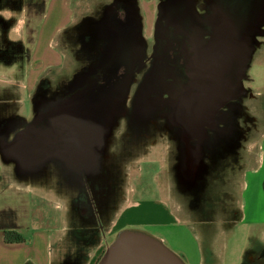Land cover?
<instances>
[{
	"label": "rangeland",
	"instance_id": "obj_1",
	"mask_svg": "<svg viewBox=\"0 0 264 264\" xmlns=\"http://www.w3.org/2000/svg\"><path fill=\"white\" fill-rule=\"evenodd\" d=\"M198 1L207 5V0ZM135 2L139 18L131 7ZM143 2L79 0L73 21L55 39L64 55L62 66L33 67L35 57L25 54L24 46L37 32L46 0H0L5 38V48H0V159L9 162L1 168L0 186L8 185L14 193L15 221L27 234L36 226L55 230L53 245L58 243L60 254L56 250L54 260L60 264H93L85 260L94 250L97 264L119 232L120 210L134 197L141 207L129 208L122 229L160 237L188 264H264L257 251L247 248L264 240V24L255 33L239 94L214 112L204 134L188 139L183 126L168 119L177 110L178 94L187 89L188 72L154 55L155 26L148 22ZM120 12L127 19L122 21ZM138 26L148 56L143 57L142 49L138 56H114L122 38L132 42ZM124 58L129 59L127 67ZM30 68L37 75L31 87ZM118 85L120 95L110 99ZM80 95L94 101L92 111L98 113L99 147L91 160L100 162L79 165H94L107 187L99 177L83 173L89 166L77 178L70 172L77 169L65 170L59 159L44 164L56 175L44 173L41 182L23 180L19 172L27 164L5 147L39 114L56 113L66 100ZM93 213L99 216L93 219ZM60 215L63 221L55 222ZM73 225L83 229L64 231ZM196 233L202 239L213 237L218 253L204 248L207 259L204 254L200 260Z\"/></svg>",
	"mask_w": 264,
	"mask_h": 264
},
{
	"label": "water",
	"instance_id": "obj_2",
	"mask_svg": "<svg viewBox=\"0 0 264 264\" xmlns=\"http://www.w3.org/2000/svg\"><path fill=\"white\" fill-rule=\"evenodd\" d=\"M206 3L208 12L200 18L193 10L194 0H167L160 5L161 15L156 23L159 44L155 48L154 55L158 58L170 56L175 43L182 47L183 53L187 54L189 47L183 38L184 33L196 37L209 35L198 60L203 69L196 76L197 80L188 83L187 89L184 87L186 91L178 94L177 110L173 113V116L184 126L186 134L189 133L186 123L190 124L189 127L192 128L190 130L197 129V133L204 134V126L213 120L214 112L239 94L254 49L255 33L264 24V0H207ZM246 55L249 58L244 63ZM119 57L121 59L122 55ZM115 63H119V60ZM115 63L112 67H117ZM218 75L219 80L222 81L217 86L215 83ZM228 84L230 88L228 87L227 92ZM121 91L122 87L118 85L110 94V99L119 96ZM79 98L84 96L80 95ZM92 109L89 112L94 118L90 125L99 139L100 129L96 123L98 113ZM56 116V113L39 114L32 124L18 133L12 144L5 147L9 153L11 147L13 154L21 156L23 163L27 164L26 170L51 159L66 161L61 155L62 150H53L49 147L57 146L60 138H63V127L67 125L74 130V143L81 146H76L79 154L84 155L82 157L88 155L85 150L87 137L85 134L89 132H85L74 122L61 123ZM84 118L86 117L82 119ZM68 144L72 145L70 141ZM97 264L188 263L160 237L139 229H122L107 245Z\"/></svg>",
	"mask_w": 264,
	"mask_h": 264
},
{
	"label": "crops",
	"instance_id": "obj_3",
	"mask_svg": "<svg viewBox=\"0 0 264 264\" xmlns=\"http://www.w3.org/2000/svg\"><path fill=\"white\" fill-rule=\"evenodd\" d=\"M79 0H46L45 3V10L40 16V20L38 22L37 26V32L34 34L33 37L28 38L30 41L27 45H25V54L31 55L35 57V65L33 67H60L63 64L64 61V55L61 50H59L55 46V39L60 31H62L65 27L71 24L74 17V9ZM157 0H145L143 2V6L147 9V18H149L148 22L151 23L152 26L154 24V31H155V37L156 35V23L158 18L161 15V9L160 5L167 1V0H161L160 2ZM133 11L137 15V17H141L137 11L139 9V6L137 2L135 4L131 5ZM204 8L207 10V5ZM158 9V14L156 15L155 10ZM194 12L198 17H202L199 13V10L197 9V6L195 5L194 0ZM208 12V10H207ZM140 24V22H139ZM4 40L3 33H0V48L4 47ZM145 40L143 36V31L141 27H136L135 35L132 38V43L129 48H127V52L121 51V43H118V46L115 48L113 55H141L140 49L144 50L143 47V41ZM9 44V43H7ZM134 45V46H133ZM135 46L137 48H135ZM132 47V48H131ZM15 44L12 46V49L14 51L15 55ZM127 53V54H126ZM40 63V64H39ZM29 67H32L31 65ZM36 69L30 68L28 75H27V82H29V86L31 87L36 78ZM49 161V160H48ZM47 163L44 162L32 169L29 170H22V172H19V176H22L23 180L28 179L30 177L31 179H34L35 181H42V175L44 173L49 172L50 176L52 177L55 174V170L53 168H47L44 164ZM9 162H2L0 159V171L2 166L7 167ZM46 170V172L44 171ZM22 174V175H21ZM101 184H105L104 186L107 187L108 181L101 180ZM9 186H0V264H60V259L54 260V257L60 254V251L58 250V243H55V247L53 245V229L47 228V227H40L36 226V228H32L29 230L28 234L22 224L16 223V207H15V197L14 193H9ZM162 200L166 201L164 198ZM140 208L141 205H138L135 202V198H129V202L126 204V206L120 210L118 214V228L116 231H120L125 225L122 224L123 218L126 214H128V210L130 207ZM152 211V209H151ZM153 212V211H152ZM172 213V212H171ZM98 217V213H93V219L95 217ZM89 218V216H86L85 218ZM73 218V217H72ZM92 218V217H90ZM64 219L63 215L56 216L55 222H62ZM141 223L145 224H151L154 221H140ZM160 222L159 221H155ZM57 224V223H56ZM158 224V223H157ZM64 231H79L82 230L80 227L77 226H66L64 227ZM17 231L20 233L24 238V242H7L5 240V232L6 231ZM86 230V228H84ZM111 230V228L109 229ZM211 231V230H210ZM208 232V231H207ZM212 236V235H210ZM29 237V238H28ZM201 241H206V244H202ZM215 239H211L208 235L205 238H200L197 233L195 236V242L199 245V258L201 260V257L206 254L210 249H212V254L216 255L218 253V247L216 244H211ZM217 242V241H216ZM264 240H260L258 244H254L252 247L254 248L255 252L257 251V254L259 255V251L256 250L260 248ZM104 247V243L101 244ZM204 248L206 251L204 252ZM58 250L59 254H55V251ZM210 253V251H209ZM100 255V254H99ZM98 255V258H99ZM208 255V254H206ZM97 251L94 250V253L90 260H85L87 263H93L97 261L96 259ZM58 257V256H57ZM60 257V256H59ZM199 260V261H200ZM261 260V259H260ZM256 263V261H255Z\"/></svg>",
	"mask_w": 264,
	"mask_h": 264
},
{
	"label": "flooded vegetation",
	"instance_id": "obj_4",
	"mask_svg": "<svg viewBox=\"0 0 264 264\" xmlns=\"http://www.w3.org/2000/svg\"><path fill=\"white\" fill-rule=\"evenodd\" d=\"M195 5L197 6V9L199 10V13L201 15H203L202 17H204V15L207 13V10L204 8V6L206 7V5L203 2H200L198 0H195ZM118 16H120L119 18L122 19V21H124L125 19H127V15H126L125 12L118 13ZM183 38L186 40V42L188 44V47H189L188 50H187V54L186 53H183L181 51L182 47L180 45H178L177 43H175L174 44V49L170 51V56H165V57H167L168 60L174 64L175 67H182V69L184 71H187L188 72V74L186 73L185 76H186V78L189 77L188 83H190L193 80H197L196 79V76L203 69V67H201V65L199 64L198 60H199L200 54L203 51L204 42H205V40H207L209 38V35L205 34V35H203L201 37H196V36H194L192 34L184 33V37ZM200 38L202 39L201 41H200ZM123 39L124 38H122V41H120L121 48H122L121 51H124V53H125V51L127 52V50H128L127 48H129L131 46V43L132 42L126 43V41H125L123 43ZM130 39H131V37L129 38V41H130ZM158 44H159V42H158L157 36H156L155 37V44H154V48H153L154 50H153V52H155V48L158 46ZM143 47H144L143 57H146V56H148V54H147V48H148V46H147V41L146 40L143 41ZM135 48H137V47L135 46ZM175 52H176V54H175ZM121 55H122V58L123 57H129V56H135V55H129L128 56V55H125V54H121ZM201 59H202V57H201ZM121 62H123V63L125 62V65H126L125 67H127L128 66V63H129V59L124 58V59H122ZM138 72L139 71H137L136 74H139ZM139 83H142V84H140V86L143 85V82L141 80H140ZM138 92L139 91H137V94H138ZM168 119H170L174 123H177V122L180 123V121L175 116H173V115L170 116V117L168 115ZM189 125H188V123H186V125H185L186 128L188 127L187 129H188V132L189 133L186 134L185 128H184L183 125H182L183 127L181 129L183 131V135L187 136L188 139H191V138L198 137V136H201L202 135L201 132L200 133H197V131H198L197 129L190 130L192 128H190ZM207 125H209V124H207ZM207 125H205V126H207ZM74 136H75V134H74V130L72 129V127L70 125L64 126L63 127V138H60V142L57 144V146H55V147H49V148L50 149H53V150L60 149V150L63 151V150L66 149L67 146L68 147L69 146H72L75 149H76V146L77 147H81L78 144H75L74 143L75 142V137ZM196 140H198V139H196ZM68 141H70L72 143V145L68 144ZM59 162L62 164V166L64 167V169L65 168L69 169V167L70 168L77 169V170L71 169V171H70L71 173L72 172L75 173V175H76L77 178H78L77 175H79V171H82V169H85V168H87V166H89V165H83L82 166V165H79L78 163L77 164L68 163L67 161L62 160V159H60ZM99 162H100V159L99 160H94V161L93 160H90V163H99ZM89 168H90L89 170H86V171L83 170V173L84 174H86V173L91 174L92 177H94V178L99 177V179H102V180H104V181L107 182V180H105L106 177L104 175L101 176V177L100 176H96L99 173V171H97V169H96V167L94 165L89 166ZM100 173H102V172H100ZM228 237H229V235H228ZM261 245L262 246L260 248L256 249V250L259 251L258 260L264 258V242ZM225 248H226V250H224V252H225L226 258H228L229 257V246H227ZM247 248L252 249V250L254 249L253 247H247ZM206 257H207V255H205V259H207ZM244 257L247 260L249 258V255H244ZM257 263H261V262H257ZM246 264H254V263H249L247 261Z\"/></svg>",
	"mask_w": 264,
	"mask_h": 264
},
{
	"label": "bare ground",
	"instance_id": "obj_5",
	"mask_svg": "<svg viewBox=\"0 0 264 264\" xmlns=\"http://www.w3.org/2000/svg\"><path fill=\"white\" fill-rule=\"evenodd\" d=\"M201 40L202 39L200 38V41ZM249 52H250V48L248 49V53ZM248 58H249L248 55H246L245 58H244V63H246V61H247ZM218 70H219V67H218ZM92 79H93V77H92ZM221 81L222 80H219V75H218V80L216 81L215 84L218 86L219 85V82H221ZM182 87H183V85H182ZM228 87L230 88V85L229 84L226 86V89ZM229 88L226 90L227 92L229 91ZM175 94H177V93H175ZM92 107H93V101H91V99H89V98H85V97L84 98H71L69 100H66L64 102V104L62 106H60V108L58 109V111H56V115H57L56 117L60 120L61 123L74 122V123H77L81 128H83L85 130V132H87V133L89 132L88 134H85L87 136L86 139H85V150H86V152L88 154L86 157H82L84 155L79 154V151H77V149L73 148L72 146H69V147L67 146L66 149L62 151L61 155L69 163H72V164L78 163L79 164V162H88L89 160H91L93 158V152H94L95 148H97V146L99 144V139L94 134V130L91 128L92 126L90 125V122L92 121V119L94 118V116L88 115V111L90 109H92ZM83 117H86V118L82 119ZM86 130H91L92 132L91 131H86ZM10 152L13 153L12 150H11V147H10Z\"/></svg>",
	"mask_w": 264,
	"mask_h": 264
},
{
	"label": "trees",
	"instance_id": "obj_6",
	"mask_svg": "<svg viewBox=\"0 0 264 264\" xmlns=\"http://www.w3.org/2000/svg\"><path fill=\"white\" fill-rule=\"evenodd\" d=\"M5 240L7 242H24L25 238L17 231H6Z\"/></svg>",
	"mask_w": 264,
	"mask_h": 264
}]
</instances>
